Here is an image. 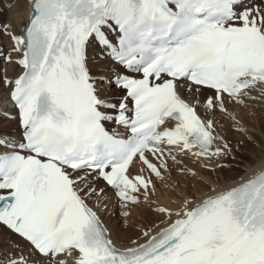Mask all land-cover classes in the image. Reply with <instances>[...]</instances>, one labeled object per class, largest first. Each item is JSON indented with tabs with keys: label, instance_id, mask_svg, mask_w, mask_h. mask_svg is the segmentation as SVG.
Masks as SVG:
<instances>
[{
	"label": "snow or ice",
	"instance_id": "snow-or-ice-1",
	"mask_svg": "<svg viewBox=\"0 0 264 264\" xmlns=\"http://www.w3.org/2000/svg\"><path fill=\"white\" fill-rule=\"evenodd\" d=\"M29 3L0 52L20 69L0 77L16 110L0 119L20 130L0 132V264H264V162L200 177L208 191L175 207L152 200L173 168L197 177L185 158L231 169L221 121L247 133L230 108L264 101V0ZM113 199L125 218L144 204L164 219L118 247Z\"/></svg>",
	"mask_w": 264,
	"mask_h": 264
},
{
	"label": "bare ground",
	"instance_id": "bare-ground-1",
	"mask_svg": "<svg viewBox=\"0 0 264 264\" xmlns=\"http://www.w3.org/2000/svg\"><path fill=\"white\" fill-rule=\"evenodd\" d=\"M13 8H14L13 11L9 15V17L7 18L6 24L11 29L13 34L20 35L21 29L24 28L28 23V16L30 13L31 5L29 3V0H25L23 3H18ZM9 45L12 47V43H11L10 38H9ZM9 49H11V48H9ZM12 58H13V60L18 59V57L16 56L15 53L12 54ZM93 71L95 72L96 69L93 68ZM19 73H20L19 67H17L14 64H7L5 66V68L2 70V77L6 74L9 79H14L16 76L19 75ZM108 95H109L110 99L112 97L114 98V96L116 95V90H113V92L109 93ZM7 96H8V89H6L5 87H3L1 85L0 86V112H4L6 109L7 115L14 117L16 115V110L13 107H11L10 103H6ZM258 101L256 102L257 104H259V102H260V101L259 102ZM260 107H262V106H260ZM254 108H255V106H254ZM230 110L235 111L237 113L238 117H243V121H242L243 127L247 129V133H239L238 132V134H235V135L232 134L231 138L236 139V143H237V141L239 143V146L237 145L240 149V151L238 153L245 158L249 157L250 161L249 162H247V161L243 162L242 164L232 163V164H230V166H231L230 170L229 169H225L223 171L217 170V172L215 174H210L209 172L203 171V168H201L198 163H194L195 166H193L194 167V169H193L192 168L193 161L185 158L183 160V165H185L186 167L188 166L189 169L196 172L198 174L197 177L193 178L192 180H188V177H186V176L181 177L177 174H174L172 171V175H171L170 180H166L165 182L157 181L158 187H157V191H156L155 195L152 197L153 201H155L157 204H160L161 206L166 205V206L175 207V206H177L179 200L182 199V194L185 191H187L189 194H194L196 196H200L203 193L208 191L210 184H206V183L202 182L200 177H203L205 180H208V181H213L218 176H223L228 180L240 179V177H246L249 169L255 170L258 166L261 165L262 162H264V131H263L264 129L262 127V130H261L260 129L261 127L259 126L260 124L258 125V123H259L258 121H261L260 120L261 117L258 120L259 116L256 115L252 118L250 117L251 119L247 121L248 117L246 115V112H249L250 109L248 111H242V110L237 109V108H230ZM251 110L254 111V109H252V108H251ZM258 110H260V109H258ZM260 111L262 112V110H260ZM252 114H253V112H252ZM263 114H264V110H263ZM218 119H219V117H218ZM12 120H15V119H12ZM262 121H263V119H262ZM221 122L224 124L223 134L228 139V131H229L227 128L228 122H226V121H221ZM249 122H252V123L249 124ZM11 123H12V121H10L9 119H0V132H7L11 135L19 137V135H20L19 128L17 130L11 129L10 128ZM243 137H247L250 141H253V143L256 145L255 146L256 148H254V150L249 149V151H247L246 149H247V147H249V146H247L249 142L245 141L243 139ZM232 144L235 146L234 143H232ZM228 161H230V160H227L224 162L228 163ZM173 170L177 171L175 168H173ZM134 171H138V168L134 169ZM117 204L118 203H116L114 199L109 200L108 201L109 212H106L102 218L104 220L105 226L110 229L111 234H112V238L115 240L118 247H121V248L126 247V246L131 247V246H133L131 244L132 240H137L140 243L144 242L142 237H140V236L135 237L134 232L129 231L128 228H127L128 229L127 230L126 229L127 225H131L139 219L143 220V221L148 220L150 222V223H148L147 228H145V230H147L148 228H154L155 225H160V223H158L159 221H157V219L155 217H152V214L154 216H158V215L156 213L150 214L151 213V212H149L150 209L148 208V206H146L144 204H141L139 206L131 208L130 217L125 221L126 224L124 222L122 223L120 219H117V218L115 219L116 213H115L114 208L116 207ZM162 219H164V218H162ZM127 227H129V226H127ZM161 227H163V225H161ZM141 228H142V226H141ZM145 230H143V231H145ZM136 234H137V232H136ZM137 235H139V234H137Z\"/></svg>",
	"mask_w": 264,
	"mask_h": 264
},
{
	"label": "rangeland",
	"instance_id": "rangeland-1",
	"mask_svg": "<svg viewBox=\"0 0 264 264\" xmlns=\"http://www.w3.org/2000/svg\"><path fill=\"white\" fill-rule=\"evenodd\" d=\"M25 0H0V52H2V53H4L5 55L10 51V49L9 48H11V46L9 45V35L8 34H6V33H12V31H11V29L8 27V25L6 24V22H7V18L9 17V15L11 14V12L13 11V7H15L18 3H23ZM8 40V41H7ZM3 42V43H2ZM9 45V46H8ZM7 46V47H6ZM8 49V50H7ZM7 64H5L4 62H3V58L2 57H0V77H2V70L5 68V66H6ZM1 86V85H0ZM115 97V96H114ZM113 98V97H112ZM258 101V100H257ZM257 101H252V102H250V106H249V108L248 109H244V110H242V111H248L249 109V112H246V115H247V117H248V119H247V121L248 120H250L252 117H254V116H259V118H258V120L260 119V117H261V121H258L259 123H258V125L261 127L260 129L262 130V127H263V129H264V114H263V110H264V101H261V100H259L258 102H259V104H257L256 102ZM253 103V104H252ZM255 106V108H254V106ZM260 106H262V107H260ZM251 108L252 109H254V111L253 110H251ZM258 109H260V110H262V112L260 111V110H258ZM256 111V112H255ZM258 111V112H257ZM251 112V113H250ZM252 112H253V114H252ZM256 114H255V113ZM258 113V114H257ZM251 117V118H250ZM262 119H263V121H262ZM10 121H12V123H11V125H10V128L11 129H18V125H17V122L15 121V120H12V119H9ZM252 122H249V124H251ZM262 124V125H261ZM227 128H228V140L230 141V142H232V143H234L235 144V146H239V143H238V141H237V143H236V139H232L231 137H232V134H238V132H236L234 129H232L231 127H230V125H229V123H228V125H227ZM264 131V130H263ZM236 132V133H235ZM240 133V132H239ZM243 139L245 140V141H247V142H249L248 143V145L247 146H249V147H247V151H249V149L250 150H254V148H256L255 146V144L253 143V141H250L247 137H243ZM235 140V141H234ZM253 144V145H252ZM237 157L238 158H236L235 160H232V159H228V160H230V161H228V163L227 162H224V163H226V164H232V163H240V164H242L243 162H249L250 161V158L249 157H247V158H245V157H243V156H241L239 153L237 154ZM249 158V159H248ZM227 161V160H226ZM231 162V163H230ZM185 166V165H184ZM193 166H195V164L193 163L192 164V168L194 169V167ZM186 167V166H185ZM186 168H188V166L186 167ZM225 170V169H224ZM203 171H206V172H208L207 170H204L203 169ZM176 172V173H175ZM173 173L174 174H177V175H179L178 174V171H175V170H173ZM179 176H181V177H183L182 175H179ZM186 177H188V180H192L193 178L191 177V176H186ZM190 178V179H189ZM114 210H115V213H116V215H115V219L117 218V219H120L121 220V222L123 223H125V221L130 217V214H129V216L125 219V217H123L122 215H121V208H120V205L119 204H117L116 205V207L114 208ZM131 210V209H130ZM149 212H151L150 214H152V213H155L154 211H152V210H149ZM131 213V212H130ZM118 216V217H117ZM152 217H155L156 219H157V221H159L158 223H160V220H162V216L160 217L159 215L158 216H154L153 214H152ZM143 222V223H142ZM147 223V224H146ZM148 223H150L148 220H137L135 223H133V224H131V225H127V226H129V227H127L126 225V229L128 228L129 229V231H131V232H134L135 233V237H142L143 238V230H145V228H147V225H148ZM126 224V223H125ZM143 224V225H142ZM132 226V227H131ZM141 226H142V228H141ZM127 229V230H128ZM136 232H137V234H139V235H137L136 234Z\"/></svg>",
	"mask_w": 264,
	"mask_h": 264
}]
</instances>
